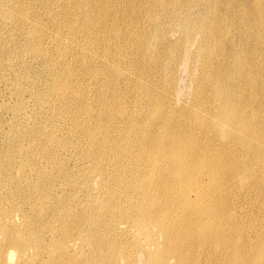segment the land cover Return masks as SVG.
I'll use <instances>...</instances> for the list:
<instances>
[{"label": "bare ground", "instance_id": "6f19581e", "mask_svg": "<svg viewBox=\"0 0 264 264\" xmlns=\"http://www.w3.org/2000/svg\"><path fill=\"white\" fill-rule=\"evenodd\" d=\"M0 264H264V0H0Z\"/></svg>", "mask_w": 264, "mask_h": 264}, {"label": "rangeland", "instance_id": "374dc122", "mask_svg": "<svg viewBox=\"0 0 264 264\" xmlns=\"http://www.w3.org/2000/svg\"><path fill=\"white\" fill-rule=\"evenodd\" d=\"M184 71H186V70H184ZM184 71H182V70H180L179 72H178V80H179V82L181 81L182 83H179V85H182V87L184 88V90H186L189 86H190V83H191V80H190V77H189V79H188V72H186V74H185V72ZM184 73V74H183ZM181 74H183L184 75V77H183V75H181ZM181 77H183L182 79H180ZM187 77V78H186ZM187 79V80H186ZM188 81H189V83H188ZM184 85V86H183ZM189 85V86H188Z\"/></svg>", "mask_w": 264, "mask_h": 264}]
</instances>
